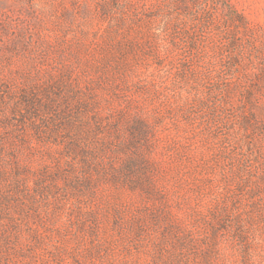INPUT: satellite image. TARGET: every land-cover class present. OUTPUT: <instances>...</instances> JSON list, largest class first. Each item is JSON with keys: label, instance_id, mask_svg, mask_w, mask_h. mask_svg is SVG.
Masks as SVG:
<instances>
[{"label": "rangeland", "instance_id": "374dc122", "mask_svg": "<svg viewBox=\"0 0 264 264\" xmlns=\"http://www.w3.org/2000/svg\"><path fill=\"white\" fill-rule=\"evenodd\" d=\"M0 264H264V0H0Z\"/></svg>", "mask_w": 264, "mask_h": 264}]
</instances>
